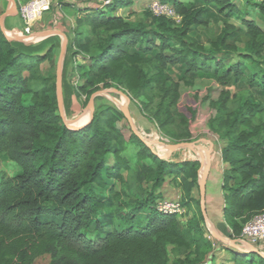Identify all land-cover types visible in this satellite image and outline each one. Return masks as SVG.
<instances>
[{
  "label": "trees",
  "instance_id": "1",
  "mask_svg": "<svg viewBox=\"0 0 264 264\" xmlns=\"http://www.w3.org/2000/svg\"><path fill=\"white\" fill-rule=\"evenodd\" d=\"M160 1L175 8L180 24L148 9L149 24L129 21L119 12L136 0H85L63 68L66 114L80 113L83 96L115 87L163 136L180 142L193 140V124L209 108L208 128L226 165L223 221L238 240L243 226L264 213V29L254 18L264 22V0H240L246 7L233 0ZM212 17L221 32L204 42L198 30ZM58 47L59 36L27 44L9 41L0 28V264H33L42 256L49 264H264L256 253L231 248L217 263L220 251L206 238L199 200V217L187 221L157 210L168 178L192 192L198 161L160 159L103 97L82 130L64 125L56 76L42 71ZM185 91L197 104H186L187 112ZM171 249L180 256L171 260Z\"/></svg>",
  "mask_w": 264,
  "mask_h": 264
},
{
  "label": "rangeland",
  "instance_id": "2",
  "mask_svg": "<svg viewBox=\"0 0 264 264\" xmlns=\"http://www.w3.org/2000/svg\"><path fill=\"white\" fill-rule=\"evenodd\" d=\"M17 3V9L15 12V15L17 16L16 18L13 19V26L17 27L18 30H16V33H24V21L21 17L20 14V10L21 7L26 6L27 4L37 1V0H15ZM185 3H190L193 0H182ZM236 5L240 6V7H246L247 4L244 2H241L240 0H233ZM256 2H259L261 0H254ZM0 2H2L5 8H9L11 9L13 7V3L10 0H0ZM151 2V0H136L135 4L127 9L121 10L119 13L124 15L125 17L128 18L129 21L131 22H143L146 24H149L151 22V19L148 18V16L146 15L145 11L148 8L149 3ZM38 6V5H36ZM84 6H87L85 3V0H51L50 3V7L49 9L45 10L42 15L38 18V20L36 21L35 26L33 27V29L31 30L30 35L34 36V35H39V34H43L46 32H50V31H62L66 36H67V41L69 44V37H74V35H76L80 30L78 27V21L80 19V17L82 16V14L80 12H78L79 9L84 8ZM249 8V7H248ZM14 15V16H15ZM250 18V17H249ZM254 18L257 20V23L259 26H261V28L264 29V22L257 18L256 16H254ZM232 23L236 24L237 26H241V22L234 18L232 19ZM8 28L10 29V25H8ZM12 32V33H15ZM219 32H221V28L220 25L217 21L216 17H212L209 25L207 27H202L199 28L198 30V34L201 36L202 40L204 42H207L209 40H215L217 35L219 34ZM11 34V33H10ZM29 36V35H27ZM60 37V47L56 48V50L54 51L55 57L53 58V62H45L42 66V71L43 74L45 76L51 75V74H55L57 73V63L59 60V55H60V50H61V43L63 41V36H59ZM30 43V42H27ZM68 47V46H67ZM240 50L241 52L244 51V45L243 44H239ZM73 51H78V47H74ZM104 90H116L121 92V94L115 93V92H111L108 94H105L104 96H102L103 98H105L106 100H108L110 103H112L113 105H115L118 109H120L121 111H123L124 109V105L127 102V100H130L129 103V110L132 116V120L137 128V130L140 132L141 136L144 138L145 141H147L152 147L153 150L160 156H163L167 153L168 150V145H172V144H176V143H195L198 142L197 144H201L203 139L206 140H210L214 143V153L212 155V161H211V167L213 166V171L212 173L214 175H218V172L220 174V176L223 178V172L225 169V164L222 161V154H221V142L218 138V136L214 133H212L209 128H208V120L211 117V110L209 108H201L198 118L196 119L195 123L192 126V132L194 134V138L191 141H180V142H173L171 141V139L165 137L162 135V133L159 131L157 124L154 121L149 120L145 115H143L140 111V105L138 102L133 101L131 96L122 89H117V88H108V89H104ZM196 90H201L202 92H204L205 88L198 86ZM102 91V90H100ZM98 92V91H96ZM94 92V93H96ZM93 93V94H94ZM191 93L192 91H185L184 94V102L182 103V110L187 112L186 108V104L191 105L193 107H196L197 104L195 103V101L193 100V98L191 97ZM92 94V95H93ZM91 95V96H92ZM90 96V98H91ZM90 98H86V96L82 97V102L84 104V106L81 108L80 113L75 116L72 119H69L70 122L72 124H74L75 126H82L87 124L90 121V117H91V112L89 109V101ZM99 97H96V99ZM95 99V102H96ZM85 118V119H83ZM85 122L84 124H81V121ZM125 124L124 122H121L118 124L119 127H123ZM158 143H164L166 144V146L160 145ZM200 146V145H199ZM131 153V150H130ZM197 161V156L194 155V153L192 151H190L188 148H182L181 150L175 152L171 158V162H182V161ZM8 165L6 167L7 173L9 175H13L16 171L17 168L8 160L7 161ZM211 167L209 168V170H207L205 172V174L203 175L205 178L204 181V187L202 188V186L199 185V180H197V185L195 186V188L192 190L191 193H187L182 184H179L178 181H173L171 179H167V182L165 184L164 189L166 190L165 193V198L168 200H178V201H187V213L186 215L183 217L184 221L189 220L191 217L196 216L199 217L198 213H197V207L194 204L195 200H199L201 203V194L202 191L205 192V196H206V200H207V188H208V184L210 182L209 181V176H210V171H211ZM125 175L127 176V173H125ZM214 175L212 177H214ZM211 180V177H210ZM223 180V179H222ZM217 181V179H216ZM223 184V182H222ZM149 186V184H146ZM120 188V187H118ZM210 194H212V192L210 191ZM199 203V204H200ZM201 205V204H200ZM202 211V210H201ZM206 215H207V220L208 222H205L206 225V230H205V234H206V238L208 240H212L213 242H215L214 237L211 235V231H214L217 233V231L214 229L215 227L211 224V221L209 220V215L208 212L206 210ZM221 234V233H220ZM223 237L227 238L228 240H233L231 238H229L227 235L222 234ZM216 244V248L219 249L220 254L217 256V263H220V261L222 259H226L228 258V254L229 252H227L228 250L226 248H231L236 250V252H239L236 248H234L233 246H231L228 243H224V242H217ZM239 245V244H238ZM241 247V245H239ZM223 248H225L223 250ZM241 249L247 250V251H253V250H249L247 247H241ZM254 250L259 251L260 253L264 254V245L263 244H259V247H255ZM180 255L178 253H176V251H173L171 249L170 252V257L171 260H174L175 258H178ZM211 258L212 255L208 257V254H203L202 255V259L205 262H211ZM50 258L49 256H42L39 257L33 264H49Z\"/></svg>",
  "mask_w": 264,
  "mask_h": 264
},
{
  "label": "water",
  "instance_id": "3",
  "mask_svg": "<svg viewBox=\"0 0 264 264\" xmlns=\"http://www.w3.org/2000/svg\"><path fill=\"white\" fill-rule=\"evenodd\" d=\"M13 3V7L8 10L0 19V28L4 34V36L9 40V41H19V42H23V43H27V44H33V43H38L41 41H44L50 37L53 36H63V41L61 43V50H60V55H59V60L57 63V73H56V96H57V102H58V108H59V114L62 118V121L64 123V125L73 131H79L82 130L88 123H90L93 118H94V113H95V99L96 97H102L105 94L111 93V92H115L118 94H121V92L116 91V90H102V91H98L96 93H94L89 101V109L91 112V117H90V121L82 126H75L74 124H72L70 122V120L67 117L66 114V110H65V103H64V93H63V68H64V62H65V57H66V53H67V46H68V41H67V36L62 32V31H50V32H46L43 34H39V35H34V36H24V35H20L18 36L17 34H14L11 36V34H9L6 29H5V25H4V19L7 16L13 15L15 14L14 11H16L17 9V3L15 0H10ZM22 37L28 38V39H24ZM129 103L130 100L128 99L127 102L124 105V109H123V114L127 120V122L129 123L132 131L134 132V134L147 146L151 149V151L158 156L160 159L171 162V158L173 156V154L179 150H181L182 148H188L190 151H192L194 153V155L197 156V161L200 163V168L198 170V180H199V185L202 186V188L204 187V174L207 170H209V168L211 167V161H212V155L214 153V144L212 141L210 140H206L203 139L202 143L206 144L208 146V148H204L199 146L200 144H197L198 142L195 143H176V144H172V145H168V150L167 153L163 156L158 155L154 150L153 147L144 140V138L141 136L140 132L137 130L133 120H132V116L129 110ZM160 145L166 146V144L164 143H158ZM201 210H202V214L204 216L205 222L207 223V215H206V196H205V192L202 191L201 194ZM211 233L213 234V236L217 239V241L220 242H224V243H228L231 246H233L234 248H236L240 253H256L259 256L264 258V254L260 253L257 250H254V247L247 245L246 247L249 250H253V251H247L244 249H241V247L238 245L237 240H228L227 238L219 235L218 233L211 231Z\"/></svg>",
  "mask_w": 264,
  "mask_h": 264
},
{
  "label": "built area",
  "instance_id": "4",
  "mask_svg": "<svg viewBox=\"0 0 264 264\" xmlns=\"http://www.w3.org/2000/svg\"><path fill=\"white\" fill-rule=\"evenodd\" d=\"M51 0H37L21 7L20 14L24 21V36H31V30L36 24L42 13L49 9ZM38 5V6H36ZM154 17H164L173 20L176 24L182 22V17L177 13L175 8L160 0H151L147 8ZM157 210L166 215H176L183 218L187 209L177 200H162L157 204ZM241 237L237 240L241 247L250 245L259 247V244L264 245V213L256 215L250 222L243 226Z\"/></svg>",
  "mask_w": 264,
  "mask_h": 264
},
{
  "label": "crops",
  "instance_id": "5",
  "mask_svg": "<svg viewBox=\"0 0 264 264\" xmlns=\"http://www.w3.org/2000/svg\"><path fill=\"white\" fill-rule=\"evenodd\" d=\"M4 5L5 4L0 2V19L8 10H10L8 7L5 8ZM14 15L15 14L7 16L4 19L5 29L8 33H12L18 30L17 27L13 26L14 24L13 19L17 17L16 15L15 16ZM8 25H10V29L8 28ZM200 146L206 149L208 148V146L203 143H201ZM212 171H213V166L211 167L209 181H208L210 183L208 184V188H207L206 210L209 215V220L211 221V224L215 227L214 229L217 231V233L221 236L222 234H225L228 236L230 233V228L223 221V208H224V199H223V191H222L223 180H222V177L220 176L221 172L220 173L218 172V175H214ZM211 175L212 176L214 175V177H212ZM210 177H211V180H210ZM210 191L212 192V194H210ZM211 235L213 236L212 233ZM214 239L216 243L220 242V241H217L215 237Z\"/></svg>",
  "mask_w": 264,
  "mask_h": 264
},
{
  "label": "bare ground",
  "instance_id": "6",
  "mask_svg": "<svg viewBox=\"0 0 264 264\" xmlns=\"http://www.w3.org/2000/svg\"><path fill=\"white\" fill-rule=\"evenodd\" d=\"M10 34V33H9ZM14 34H17L18 36H20L21 34L20 33H14ZM13 33H11V36L12 35H14ZM22 38H24V39H28V38H25V37H22ZM83 119H85V118H83ZM81 122V124L80 125H82V124H84L85 122H87V121H85V122H82V120L80 121Z\"/></svg>",
  "mask_w": 264,
  "mask_h": 264
}]
</instances>
